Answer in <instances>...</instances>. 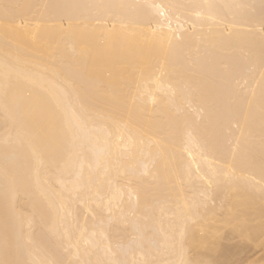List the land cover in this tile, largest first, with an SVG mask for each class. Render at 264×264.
<instances>
[{
    "label": "bare ground",
    "instance_id": "6f19581e",
    "mask_svg": "<svg viewBox=\"0 0 264 264\" xmlns=\"http://www.w3.org/2000/svg\"><path fill=\"white\" fill-rule=\"evenodd\" d=\"M0 264H264V0H0Z\"/></svg>",
    "mask_w": 264,
    "mask_h": 264
},
{
    "label": "rangeland",
    "instance_id": "374dc122",
    "mask_svg": "<svg viewBox=\"0 0 264 264\" xmlns=\"http://www.w3.org/2000/svg\"><path fill=\"white\" fill-rule=\"evenodd\" d=\"M249 218H255V215L254 214H252V215H249ZM250 223V222H249ZM253 223H255V222H253ZM257 223V222H256ZM231 227V226H230ZM254 251L255 250H253L251 253L252 254H254ZM258 253H261V251H259ZM258 253H256V254H258Z\"/></svg>",
    "mask_w": 264,
    "mask_h": 264
}]
</instances>
